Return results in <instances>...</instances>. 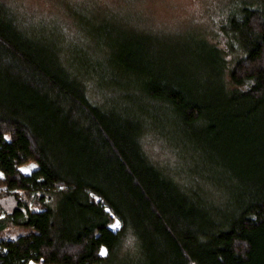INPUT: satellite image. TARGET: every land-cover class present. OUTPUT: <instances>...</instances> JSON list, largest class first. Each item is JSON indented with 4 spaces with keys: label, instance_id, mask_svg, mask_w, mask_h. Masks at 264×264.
<instances>
[{
    "label": "trees",
    "instance_id": "trees-1",
    "mask_svg": "<svg viewBox=\"0 0 264 264\" xmlns=\"http://www.w3.org/2000/svg\"><path fill=\"white\" fill-rule=\"evenodd\" d=\"M215 29L180 67L139 37H112L98 79L125 90L120 103L95 101L0 6V232L31 230L0 238V264H104L130 237L141 252L133 264H264V0H229ZM147 108L200 150L217 199L147 157ZM29 162L30 173L17 170Z\"/></svg>",
    "mask_w": 264,
    "mask_h": 264
},
{
    "label": "rangeland",
    "instance_id": "rangeland-1",
    "mask_svg": "<svg viewBox=\"0 0 264 264\" xmlns=\"http://www.w3.org/2000/svg\"><path fill=\"white\" fill-rule=\"evenodd\" d=\"M228 1L0 0V6L17 22L19 29L38 38L43 45L60 55L70 66V71L85 81L90 99L97 101L101 95L104 99L113 95L119 102L118 93L125 88H116L112 93L107 91L98 79V68L95 66L112 51V37L122 34L139 37L150 53L162 56L164 64L173 61L180 67L185 58H191V46L200 40L214 43L218 12ZM215 43L221 46V40ZM185 49L186 57H183ZM140 122L144 127L141 145L147 157L184 188L197 192L212 191L210 196L217 199L219 195L215 191L218 186L214 182L218 180H203L204 172L200 167L202 153L191 148L171 117L162 111L147 108ZM32 165L35 164H22L17 170L28 174L36 168ZM219 167L216 165L214 169ZM2 191L3 187H0V194ZM115 222L112 218L110 225ZM28 231L31 230L7 227L0 232V238L11 240ZM139 255L138 245L130 237L104 264H133ZM26 264H41V261H28Z\"/></svg>",
    "mask_w": 264,
    "mask_h": 264
},
{
    "label": "snow or ice",
    "instance_id": "snow-or-ice-1",
    "mask_svg": "<svg viewBox=\"0 0 264 264\" xmlns=\"http://www.w3.org/2000/svg\"><path fill=\"white\" fill-rule=\"evenodd\" d=\"M5 139H7V137H5ZM36 167V165H32V168H35ZM21 171H25V172H27V171H29V169H21ZM110 227H111V229L114 231V232H116V231H118L120 228H121V222L119 221V220H116V222L114 223V224H112V225H110ZM109 253H108V249H106V248H101L100 249V251H99V256H101V257H105V256H107Z\"/></svg>",
    "mask_w": 264,
    "mask_h": 264
}]
</instances>
